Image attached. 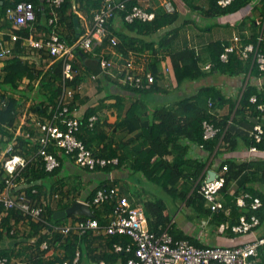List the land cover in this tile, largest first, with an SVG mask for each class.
<instances>
[{
    "label": "trees",
    "instance_id": "obj_1",
    "mask_svg": "<svg viewBox=\"0 0 264 264\" xmlns=\"http://www.w3.org/2000/svg\"><path fill=\"white\" fill-rule=\"evenodd\" d=\"M32 2L35 6L36 20L29 24L25 28L14 29L10 21L6 19V11L10 7H14L20 2ZM103 0H64L62 5L55 9L49 3V0H0V22L4 23V30L8 33L16 34L19 38L12 42L11 35H5L4 39L9 42L12 48V54L9 58L0 59V102H5V105L0 109V151L7 145L14 144L13 153L20 154L27 159H33L38 151V144L33 140L25 139L24 137H16L14 134H10L5 130V126H14L17 116L18 108L22 106L34 91L37 101L40 102L39 108L32 107V111L37 114L47 115V113L55 107L59 97L63 92L64 84L66 87H71L78 90L79 87L85 80L84 72L90 75L101 74L100 69V58L99 56H93L85 52H79L78 58L82 62V67L73 62L75 68L79 69L78 74L73 80H67L64 82L63 79V61L56 60V58H49L54 63L49 68L39 70L35 62L27 58L29 55L43 54L44 58H48L46 51L39 50L37 48L28 45L26 40L35 39L45 41L53 31L54 26L49 23L50 18L53 17V12L58 13V23L68 25L70 34L72 32L77 34L78 31L75 25V18H79L80 21V9L76 8V4L80 3L85 5L87 2H93L96 7L100 8ZM188 10L199 13L205 18H221L223 16L234 14L248 7L250 4L253 7V17L247 18L245 24H250L255 31L250 39H246L244 43H252L259 47L261 53L264 54V0H234L231 5L222 7L219 5L220 0H182ZM253 2L254 5L252 4ZM136 5V0H128L127 10L122 11L121 17H125L127 13L131 11L133 6ZM258 17V19H255ZM179 13L168 14L164 11L159 10L157 15L152 22H142L139 20L133 23H127L123 21L122 30L114 32L119 40V50L123 51L124 54L130 50L144 51L151 50L155 51V45L157 41L162 46L168 45L175 39L179 28L174 29L171 33L166 34L163 37L158 36V40H154V37L161 34V31L170 25L176 24L179 20ZM251 20V21H250ZM110 24L111 29L114 31L115 28ZM185 23V21H184ZM187 23V22H186ZM257 23V24H256ZM263 35V39L259 42L260 36ZM224 45L226 43L221 41H212L205 48V57L199 53L197 54L196 49L185 48L181 51L174 52L171 54L170 59L175 71L177 83L179 85L186 83H195L196 81L207 78L215 74H219L224 77H237L245 76L262 78L264 77V71H261L257 62L254 61V56L244 60L240 58L236 53L230 54L229 62L224 63L221 61V55L224 52ZM97 53L99 49L97 48ZM203 65H210L209 70H205ZM155 75V83L150 88H135L125 86L129 91L135 94H150L159 91L160 88L157 86L158 70L157 63L151 67ZM107 77V76H106ZM24 79L30 81L28 93L23 92L21 85ZM98 79V78H97ZM36 83L38 88H36ZM146 84V82H144ZM213 90L210 87H202L194 96L184 98L175 109L161 108L156 113L158 123L153 121L150 126H141L138 118V106L132 105L129 111L125 115L124 121L119 126H125L129 132H134L138 129H143L145 132L143 140L132 147L128 155H120L117 152L112 151L109 145V154H105L107 149L94 150L91 144L95 141L94 136H90L89 132L95 131L100 126L99 121L90 130V119L97 113L94 110H88L82 119H79V129L75 132L76 137L81 140L87 148L91 149L95 156L102 158H117L118 164H111L104 168H98L96 171H90L84 168L85 171L89 172H104L110 174L114 170L121 168L124 163H130V171H128L131 179L132 177L140 176V180L136 182L135 191L128 194L122 192L124 189H120L119 181L113 180L110 182L100 184V186L92 191L88 195V201L92 202L96 192L102 188H114L118 187L121 190L122 195L127 196L134 204L143 205L145 211L149 217L150 229L155 233H161L168 229L169 233L173 236L175 241L187 240L192 245L202 248L203 245L196 241L194 238L183 235L182 232L171 224V216L167 213L168 206L166 202L157 197L154 187L158 186L166 190L173 200L180 201L188 205L200 218H208L211 224L220 228L221 233H226L231 238H237L241 236L232 231V227L239 223L242 215L246 216L249 220L255 216L259 219V226L253 228V230H259L264 228V160H221V165H228V172H226V185L221 191L222 200L225 208L230 210V214L226 215L224 211L213 212L206 206V201L202 195L198 192L200 187V177H205L207 173L206 162L198 158H192L190 152L194 146L205 152V157L208 158L213 156L214 153H219L224 142H229L231 148H235L238 144L237 137L232 138L231 135L226 132L228 120L219 119L213 110H209V104L205 106L203 104V98L205 94ZM12 92H20L22 97L17 99L12 96ZM27 93V94H26ZM204 95V97H203ZM257 95L259 98L264 96V91L259 92L256 86L249 85L237 107V113L243 115L250 111L256 115V107L250 103V98ZM219 104L224 102L223 97L219 96ZM33 99V100H34ZM216 100V99H215ZM79 101V102H78ZM88 97L81 99L78 92L75 94L73 101L70 103L71 111L79 110V105L86 103ZM211 102V101H209ZM36 105V106H38ZM236 106L232 104V109ZM121 110V107H119ZM252 113V114H251ZM98 118V117H97ZM99 119V118H98ZM208 122L214 124L219 129V133L213 139H205L204 123ZM254 123L252 125L253 130ZM251 131L247 139L248 146H256L259 150L264 149V143L257 144L251 137ZM186 141V142H185ZM147 146L148 149H143ZM58 157L61 162V167L54 172H46L43 168H40V161H33L25 169L23 175L28 185L27 191L28 196L35 201H39L41 195L32 193L33 187L39 190L42 194L46 189H50L51 192L59 191L61 199L59 203L51 200L47 203L40 202V205L44 207L47 213V221L50 223L61 224V219L55 218L56 208L67 210L69 205H64L66 195L63 193V186H61L60 171L63 168L64 156L58 151V149L50 147L48 150ZM132 151V152H131ZM108 152V151H107ZM125 156V157H124ZM42 162V161H41ZM221 166V167H222ZM239 180V185L236 191L230 193L232 182ZM145 183L144 186L154 185L152 188L141 187L140 184ZM237 183V182H236ZM35 184V185H34ZM34 185V186H33ZM133 185V186H134ZM183 185V186H182ZM192 185V186H191ZM143 186V185H142ZM63 191V192H62ZM243 193L249 194L250 198L246 199V206L239 207L237 205V197ZM255 199H259L261 206L257 209L252 207V203ZM61 205V206H60ZM116 206V202H106L99 207H92L94 219L98 220L102 226L104 223L101 214L110 215ZM100 209L102 211H100ZM2 207L0 206V213ZM25 219L24 215L18 211H12L5 217H0V243L7 238H15L17 235H10L12 218ZM87 216L74 217V220L78 221L81 219H87ZM78 219V220H77ZM106 223V222H105ZM104 223V224H105ZM30 227V238L36 240L35 248L32 251V258L28 261L31 264H55L56 262L70 261L71 264L76 256V252L79 251L81 254L79 264H81L83 253L86 252V246L91 240L97 238L96 231H89L87 234L79 237L74 236L66 239L60 248L62 249V256L50 257V260L44 261V257L51 254L52 251H39L40 244L46 238L41 232L43 231L44 225L31 222ZM222 228L224 230L222 231ZM8 231L7 234H5ZM104 244H106V250L98 256L96 259L104 260L106 264H128V260L133 257V253L127 252H114V244L121 243L126 246L132 242V239L125 235H104ZM60 235H55L51 240L52 243H56L60 238ZM1 245V244H0ZM88 247V246H87ZM93 253V252H92ZM11 258V254L7 251L0 250L1 258ZM46 258V257H45ZM84 258V256H83ZM28 264L27 261L24 262ZM256 264H264V248L259 249V255L256 258Z\"/></svg>",
    "mask_w": 264,
    "mask_h": 264
},
{
    "label": "built area",
    "instance_id": "obj_2",
    "mask_svg": "<svg viewBox=\"0 0 264 264\" xmlns=\"http://www.w3.org/2000/svg\"><path fill=\"white\" fill-rule=\"evenodd\" d=\"M64 0H49V3L55 9H58ZM136 0V5L125 17H121L122 11L127 10L128 0H103L100 8L94 11L92 26L86 34H84L76 42H69L62 38L54 29L50 36L45 41L28 39L26 42L29 46L46 51L49 58L63 61V79L73 80L78 74L79 69L75 68L73 62H76L79 52L89 53L94 47L108 42L113 47L119 45V40L110 27L111 21L113 28L117 29L124 22L133 23L136 20L142 22L154 21L158 8L164 10L165 13L174 14L176 9L170 0H158V3L153 7L151 0ZM234 0H220L219 5L227 7ZM225 17V16H223ZM222 18V17H221ZM6 19L11 22L14 29L25 28L36 20L35 6L32 2L24 1L17 3L14 7H10L6 11ZM49 23L54 27L58 23V13L53 12V17ZM11 35V41H16L19 37L16 34L8 33L6 30H0V59L9 58L12 54V48L9 42L4 39L5 35ZM263 39L260 36L259 42ZM155 51H135L131 50L125 62L120 64L111 59L101 58L100 69L101 73H105L114 80L119 81L125 86L135 88H150L155 83V75L151 69L153 64L163 62L165 55L161 52L160 46L155 47ZM197 54L199 51L196 49ZM236 53L240 58L247 60L254 56V61L257 62L261 71H264V54L260 52L259 47L248 43L245 44L239 37H234L231 43L224 45V52L221 55V61L229 62L230 54ZM54 63L52 60L51 64ZM166 66V65H165ZM210 65H205L204 69L209 70ZM165 72H168V68ZM97 75H92L93 80H97ZM146 82V84L144 83ZM76 90L71 87H66L64 84L63 92L59 97L55 107L50 109L47 115L38 116L31 108L36 106L31 104L18 108L17 119H20L19 128L14 130L15 124L12 127L5 126V130L14 134L15 138L22 136L25 139L33 140L38 144V151L33 159H27L20 154L13 153L14 144L7 145L0 151V206L2 212L0 217L8 215L12 211L21 212L29 223L35 222L43 224L44 228L41 232L46 236L40 244L38 250L52 251L48 257L62 256L60 246L62 243L74 236H83L89 231H96V234L104 235H125L132 239V242L126 246L121 243L114 244V252L133 253V257L128 260V264H256V258L259 255V249L264 248V236H258V231L253 228L259 226L260 221L255 216L249 220L246 216L240 217L239 223L232 227V231L240 235L254 234L255 239L250 242H238L236 245L224 246L214 245L198 248L192 245L187 240L175 241L168 229L161 233H155L150 229L149 217L143 205L134 204L127 196H123L118 187L102 188L96 192L92 202L88 199H78L74 203L87 205L92 209L93 206L99 207L106 202H116L113 212L110 214L109 222L105 226H101L99 221L89 217L87 219L74 220V217L82 215H74L69 223H50L47 221V213L40 205V202L47 203L51 200L59 203L61 192H51L46 189L44 193L33 187L32 193L41 195L39 201L28 196V185L23 175L25 169L33 161H40V168L46 172H54L61 167V162L58 157L48 150L50 147L58 149L64 157H66L73 165L78 168H86L90 171H96L98 168H104L111 164H118L117 158H102L95 156L94 152L79 140L75 132L79 129V119L77 110L71 111L70 103L73 101ZM250 103L256 107V115L253 114L254 127L251 131V137L257 144L264 143V96L259 98L257 95L250 98ZM5 105V102H0V109ZM211 110L213 103H209ZM17 121V120H16ZM98 118L90 119V128L92 129L97 123ZM34 128L33 132L23 128ZM205 139H213L218 133L214 124L204 123ZM34 133V134H33ZM248 156H257L262 154L264 158V149L259 150L256 146L248 148ZM222 160V159H221ZM264 160V159H263ZM219 170L215 172L212 178L211 172L205 173V177L201 176L199 193L206 201V206L213 212L224 211L226 215L230 214V210L225 208L221 191L226 185V172L228 165H221ZM222 166V167H221ZM35 185V184H34ZM33 185V186H34ZM231 193V192H230ZM250 198L249 194L243 193L237 197V205L239 207L246 206V199ZM71 204V205H72ZM261 206L259 199H255L252 207L257 209ZM65 211V210H63ZM10 235L18 234L13 228ZM55 235H60V239L56 243H52ZM34 245L36 240L32 239ZM81 254L76 252V256L72 264H79ZM0 264H10L8 258H1ZM17 264H24L18 261ZM55 264H71L70 261H59ZM105 264V262H101Z\"/></svg>",
    "mask_w": 264,
    "mask_h": 264
},
{
    "label": "crops",
    "instance_id": "obj_3",
    "mask_svg": "<svg viewBox=\"0 0 264 264\" xmlns=\"http://www.w3.org/2000/svg\"><path fill=\"white\" fill-rule=\"evenodd\" d=\"M141 5H143L142 1H139ZM158 3V0H151L150 8ZM95 3L87 2L85 5H81L80 3L76 4V8L80 9V21L78 19V25L76 29L78 31L77 34H70L68 29V25L56 24L53 28L58 34L65 38L69 42H76L79 40L84 34L88 32L90 27L92 26L93 13L98 9ZM176 12L179 13V20L176 24L170 25L161 31V34L154 37V40H158L160 37L165 36L168 33H171L174 29L179 28V32L177 36L171 43L168 45L162 46L161 43L157 41L155 47L160 46L161 53L165 55V60L163 62L157 63L158 70V80L157 86L160 88L159 91L150 93V94H142L138 95L134 92L129 91L122 83L117 80H114L110 76L105 73H101L97 80L92 79V75L84 72L85 80L82 85L76 90L78 95H80L81 99L84 97H88V101L79 105V110H77V117L82 119L88 110H96V114L93 117H98L99 125L95 131L89 132L90 136L95 137V141L91 144L92 149L104 150L107 149L106 155L109 154V145L111 146V150L117 152L120 155H128L130 150L134 145L139 144L145 135L144 130L138 129L134 132H129V130L125 126H119L124 119L126 113L129 111L130 107L134 104L138 106V118L141 126H150L153 121L159 122L157 120L156 112L161 108L175 109L180 101L184 98L191 97L196 95V93L202 87H210L213 90L208 91L203 95V104L208 105L211 101L214 103V113L218 116L219 119L228 120L226 132L231 135L232 138L237 137L238 144L235 148H231L229 142H224L223 146L220 149V152L214 153L213 156L208 158L205 157L206 153L202 152L200 148L195 147L190 152L192 158H198L206 162L207 173L210 171H218L220 166L221 159L227 160H237L241 159L243 161L246 160H257L264 159L262 154L257 156H248V137L249 132L252 129L253 118L250 116V111L248 113H244L240 115L237 113V107L241 102L242 96L249 85L256 86L259 89V92L264 91V77L256 78L245 76H237V77H224L219 74H215L212 76H208L205 79L196 81L195 83H184L179 85L177 83V79L175 76V71L170 59V56L174 52L181 51L185 48L197 49L199 53H201L205 57V48L212 41H221L224 43H231L234 40V37H239L243 42L246 39H250L252 34L255 32L253 27L250 24H245L247 18L253 17V7L249 5L246 10L239 11L234 14L226 15L225 17L218 18V23H220L217 27L216 38L209 40L206 36L212 30V28H205L203 31L196 24L200 21V14L192 11H185V14L182 13L180 7L174 6ZM186 8V5H185ZM159 10L164 11L161 8L155 10L158 12ZM255 19H258L256 17ZM185 21V23H184ZM197 21V22H196ZM251 21V20H250ZM187 22V23H186ZM114 24L117 23L115 20ZM112 23V26H114ZM257 24V23H256ZM118 25V24H116ZM225 25L234 26L235 31L231 34L230 37H226V33L223 29ZM4 23L0 22V30H4ZM122 24L117 27L113 32L117 30H122ZM197 31L192 30L194 27ZM158 36H160L158 38ZM99 49V53H97L96 49ZM130 51V50H129ZM128 51V53H129ZM128 53L124 54L123 51L119 50V47H113L108 42H105L102 45H98L93 48L91 52L88 54H92L93 56H99V58H107L119 62L123 64L125 58L128 57ZM29 58L32 62L34 61L39 70L46 71L51 65V60L48 58H44L42 53L37 55H29ZM77 65L82 67V62L79 58L76 60ZM166 65V66H165ZM205 66V65H203ZM168 68V72H165V68ZM107 76V77H106ZM30 81L28 79H24L21 85V89L23 92L28 93ZM38 84L36 83V88H38ZM1 92V91H0ZM26 93V94H27ZM29 94V93H28ZM12 96L17 99L21 98V93H11ZM29 98L26 99V105L23 103L21 108L28 107L31 104L38 105L39 101L34 99L35 94L34 91H31L29 94ZM219 96L223 97L224 102L219 104ZM34 99V100H33ZM216 99V100H215ZM79 102V101H78ZM232 104L236 107L232 109ZM148 105L150 106V111L148 110ZM38 107V106H34ZM121 107V110H119ZM32 110V108H31ZM209 110L210 107H209ZM252 114V113H251ZM38 116L43 117V114H36ZM21 124L20 119H17L15 122L14 130L18 129ZM31 130L35 132L34 128H23ZM91 130V128H90ZM34 134V133H33ZM186 142V141H185ZM143 149H148L147 146L143 147ZM132 152V151H131ZM125 157V156H124ZM131 159H129V162ZM124 163L121 168L118 170H114L110 174H106L104 172H89L85 171L82 168H78L73 165L66 157H64L63 168L60 171V179L61 186H63V193L66 195L64 205H69L70 202H74L78 199L86 200L88 195L97 189L100 184L105 183L110 180L120 181L119 187L122 190L123 194L130 192V187H133L134 182L131 180L130 175L128 174V170L130 163ZM237 182V183H236ZM236 182H232L230 192L236 191L237 187L241 185L239 180ZM76 190V191H75ZM177 202V201H176ZM180 208L177 212H170L168 209L167 213L171 216V224L179 229L183 235L194 238L196 241L201 243L203 247L205 246H214V245H236L238 242H250L255 239L254 234L241 235L239 237L231 238L226 233H221L220 228L213 226L208 218H200L198 215L185 203L178 202ZM61 206V205H60ZM70 207V206H69ZM68 207V208H69ZM56 213L63 211L61 208H56ZM100 211H102L100 209ZM184 211V213H183ZM55 213V214H56ZM102 219L104 220L102 226H105L109 222L108 214H101ZM4 215L2 217H5ZM73 219L72 216H66L62 218V223H69ZM14 228L17 231V236L15 238H7L5 235V239L1 241L0 250L7 251L11 254L10 264H17L18 261L25 262L31 264L28 260L32 258V251L35 248L32 239L30 238V227L27 219L12 218L11 228ZM224 228H222V231ZM258 236H264V228H260L257 230ZM8 231L5 233L7 234ZM97 238L95 240H91L86 246V252L83 253L81 264H101V262H105L104 260L96 259L100 256L104 250H106V244H104L103 236H99L96 234ZM60 253L62 249L60 248ZM93 252V253H92ZM46 257V258H45ZM44 261L50 260V257L45 256ZM25 264V263H24ZM116 264H121L118 262Z\"/></svg>",
    "mask_w": 264,
    "mask_h": 264
},
{
    "label": "rangeland",
    "instance_id": "obj_4",
    "mask_svg": "<svg viewBox=\"0 0 264 264\" xmlns=\"http://www.w3.org/2000/svg\"><path fill=\"white\" fill-rule=\"evenodd\" d=\"M172 2V4L176 7H180V10L179 11H182V13L185 14V11H189L188 10V7L185 8V3L182 1V0H170ZM255 2H253L252 4L254 5ZM251 5V4H250ZM247 8V7H246ZM246 8H243L242 10L240 11H243L245 12L244 10H246ZM197 22V21H196ZM218 18H205V17H202L200 15V21L197 22V26L200 27L202 30L200 31H203L204 34H206L205 32H208L207 30L204 31L205 28H212V30L209 32V34L206 36V38H208L209 40L211 39H215L216 38V32L218 31L217 29L218 28H222V27H217L220 23H218ZM194 27V26H193ZM198 27H194L192 30H196V28ZM225 33H226V37H230L231 34L233 33V31H235V28L234 26H230V25H225L223 27ZM15 93H19V92H15ZM25 102H27L26 100H24ZM24 102V104L26 105V103ZM148 110L150 111V106L148 105ZM130 167V166H129ZM130 171V170H128ZM129 174V173H128ZM140 176H136V177H132V181H138L140 180ZM120 182V181H119ZM134 184L136 185V182H134ZM135 185L133 187H130V193L134 192L135 191ZM141 187H145L146 189L147 188H152L154 187V185H148V186H144L145 183L143 182L142 184H140ZM143 185V186H142ZM183 186V185H182ZM192 186V185H191ZM155 189V192L157 194V197L159 199H162L166 202L167 206H168V209L170 210V212H177V210L180 208V205H178V202L179 201H175L173 200V197H171V195H169V193L164 190L163 188L161 187H158V186H155L154 187ZM76 191V190H75ZM184 213V211H183Z\"/></svg>",
    "mask_w": 264,
    "mask_h": 264
},
{
    "label": "water",
    "instance_id": "obj_5",
    "mask_svg": "<svg viewBox=\"0 0 264 264\" xmlns=\"http://www.w3.org/2000/svg\"><path fill=\"white\" fill-rule=\"evenodd\" d=\"M75 25H78V19L75 18ZM212 178L215 176V172H211ZM74 215H84L87 217H94L93 211L87 205H83L81 203L72 204L67 210L61 211L55 214L56 219H61L66 216H74Z\"/></svg>",
    "mask_w": 264,
    "mask_h": 264
}]
</instances>
